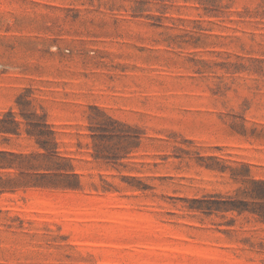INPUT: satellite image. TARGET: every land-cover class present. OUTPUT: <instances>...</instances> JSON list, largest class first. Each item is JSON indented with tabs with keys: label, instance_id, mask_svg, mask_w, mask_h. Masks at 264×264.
I'll return each mask as SVG.
<instances>
[{
	"label": "rangeland",
	"instance_id": "1",
	"mask_svg": "<svg viewBox=\"0 0 264 264\" xmlns=\"http://www.w3.org/2000/svg\"><path fill=\"white\" fill-rule=\"evenodd\" d=\"M262 181L264 0H0V264H264Z\"/></svg>",
	"mask_w": 264,
	"mask_h": 264
},
{
	"label": "trees",
	"instance_id": "2",
	"mask_svg": "<svg viewBox=\"0 0 264 264\" xmlns=\"http://www.w3.org/2000/svg\"><path fill=\"white\" fill-rule=\"evenodd\" d=\"M37 137V141H38V145L40 148H42L46 154H48V149L46 148V146L44 145V143L46 142L47 137L43 138V136H36ZM53 140V137H52ZM55 145V144H54ZM54 155H56V151H53ZM260 186H262L264 188V181L260 182V183H256ZM60 187H63L64 189H74L76 186H70V184H61ZM260 198L264 201V191L262 192Z\"/></svg>",
	"mask_w": 264,
	"mask_h": 264
}]
</instances>
